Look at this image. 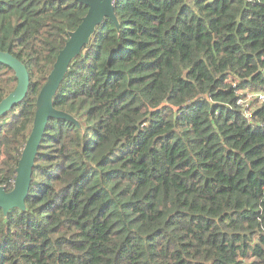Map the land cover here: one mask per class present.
<instances>
[{"label": "trees", "instance_id": "1", "mask_svg": "<svg viewBox=\"0 0 264 264\" xmlns=\"http://www.w3.org/2000/svg\"><path fill=\"white\" fill-rule=\"evenodd\" d=\"M113 8L118 27L104 18L52 100L77 124L48 119L24 210H0V264H264V0ZM86 13L0 0V52L29 76L0 116L7 191L37 95ZM16 85L0 63V101Z\"/></svg>", "mask_w": 264, "mask_h": 264}, {"label": "water", "instance_id": "2", "mask_svg": "<svg viewBox=\"0 0 264 264\" xmlns=\"http://www.w3.org/2000/svg\"><path fill=\"white\" fill-rule=\"evenodd\" d=\"M75 1L87 7V13L77 28L68 33V40L59 51L53 68L37 95L31 132L15 169L13 187L7 191L5 187L0 186V210L3 214L13 208L20 210L25 208L24 201L29 191L35 157L48 119H65L77 124L71 117L56 110L52 102L70 63L80 55L104 18L110 19L118 27L113 8L115 0ZM0 63L9 67L17 80L15 90L0 101V116H2L23 101L29 87V76L25 66L7 52H0Z\"/></svg>", "mask_w": 264, "mask_h": 264}, {"label": "rangeland", "instance_id": "3", "mask_svg": "<svg viewBox=\"0 0 264 264\" xmlns=\"http://www.w3.org/2000/svg\"><path fill=\"white\" fill-rule=\"evenodd\" d=\"M255 97H256V95L253 94V93H246L245 98H244L242 101H240V104H241L243 107H246V106H248V105L250 104L251 100H252L253 98H255Z\"/></svg>", "mask_w": 264, "mask_h": 264}, {"label": "built area", "instance_id": "4", "mask_svg": "<svg viewBox=\"0 0 264 264\" xmlns=\"http://www.w3.org/2000/svg\"><path fill=\"white\" fill-rule=\"evenodd\" d=\"M239 104H240V102H239ZM247 117L249 118V117H250V115H249V114H247Z\"/></svg>", "mask_w": 264, "mask_h": 264}, {"label": "bare ground", "instance_id": "5", "mask_svg": "<svg viewBox=\"0 0 264 264\" xmlns=\"http://www.w3.org/2000/svg\"><path fill=\"white\" fill-rule=\"evenodd\" d=\"M180 175V174H179ZM236 242V241H235Z\"/></svg>", "mask_w": 264, "mask_h": 264}]
</instances>
